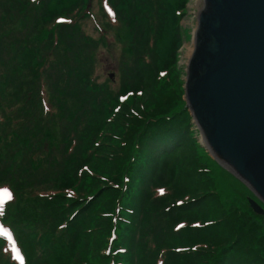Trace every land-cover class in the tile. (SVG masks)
I'll return each mask as SVG.
<instances>
[{
    "label": "trees",
    "instance_id": "16d2710c",
    "mask_svg": "<svg viewBox=\"0 0 264 264\" xmlns=\"http://www.w3.org/2000/svg\"><path fill=\"white\" fill-rule=\"evenodd\" d=\"M95 1L113 39L133 43L137 85L114 96L96 86L107 38L83 29L92 0H0V164L25 159L32 172L21 186L0 171V225L23 264H264V215L244 199L240 207L221 202L222 175L253 195L195 140L183 91L170 79L175 58L149 67L173 0ZM143 80L166 95L148 106ZM165 138L173 141L162 147L169 164L145 177L142 147ZM159 233L173 236L160 245ZM0 264H18L5 237Z\"/></svg>",
    "mask_w": 264,
    "mask_h": 264
},
{
    "label": "water",
    "instance_id": "95a60500",
    "mask_svg": "<svg viewBox=\"0 0 264 264\" xmlns=\"http://www.w3.org/2000/svg\"><path fill=\"white\" fill-rule=\"evenodd\" d=\"M184 102L206 152L264 206V0H202Z\"/></svg>",
    "mask_w": 264,
    "mask_h": 264
},
{
    "label": "rangeland",
    "instance_id": "374dc122",
    "mask_svg": "<svg viewBox=\"0 0 264 264\" xmlns=\"http://www.w3.org/2000/svg\"><path fill=\"white\" fill-rule=\"evenodd\" d=\"M181 4L182 3L180 2V0H173L170 4L166 5L165 9L167 10L168 13V18H167L168 27H167L166 38L162 43V45L160 46L161 53H159V55L155 54L157 48L155 49V53L153 50L149 51L150 52L149 67L159 68V69L164 68L165 67L164 64L169 62L170 58H171L170 60H172V57H174L175 59L173 64L175 70L171 71L170 79L172 80V82L173 79H175L174 80V84H176L175 87L177 86L179 90L182 89L183 95L181 97V100L184 101V83L186 78L187 64L193 51V32L196 26L195 22H196L197 13L199 12L202 6V0H186L185 3L182 4L183 6ZM180 6H182V10H183L182 13H180V15L178 16L176 13L174 15V11L178 9ZM98 7L99 5L95 0H92L91 3L86 4V8L89 10L90 16L83 21V29L87 35H90L92 38L95 39H98V37H100V35L95 31V29H98L101 32H105V36L107 38L106 41L107 45L106 48H100V51L98 53V64L96 63L95 65L94 73L96 77V86L108 87V89L111 91V95L114 96L116 93L118 95L119 91L124 92L123 89L134 88L137 85V81H136L137 74L134 73L133 71L134 69L130 64L131 61L133 63L132 60L133 43L131 38L129 37V46L125 48V44L123 43L124 42L123 40L113 39V36L114 35L116 36L115 30L110 28L111 25H109L108 22H104L103 17H105L106 14L101 16ZM2 23L3 21H1V25ZM152 26L156 27L155 24H152ZM140 29H142V27H140ZM119 31L120 32L118 33V35L121 34L122 36H125V32L122 30V28H120ZM154 35L155 33L152 31V33L149 34V37L151 36L153 37ZM174 39L178 40V45L175 48L172 45ZM172 52H173V56H171ZM111 74L113 75V77L110 79L109 75ZM151 81L152 80H150V82ZM142 85H144V87L146 88V93L144 92V95L146 99H149L148 106H151L153 103H155V101L158 100L159 95L161 94L166 95L163 89H156L154 87H150L151 83L145 80H143ZM106 91L108 92L107 89ZM148 92L152 93V96ZM154 95L156 96L155 100L152 99ZM142 96L143 94L140 95L139 97ZM23 105L24 103L22 104L20 103L18 105V108H21ZM190 124L192 125L190 131L191 130L194 131V129L196 130V135L194 136L195 140L197 141L198 145L202 147L206 152L203 146V142L201 141L202 138L199 131L197 130L196 126L193 124L192 121L190 122ZM172 142L173 141L170 138L169 139L165 138V140L162 143H153V142L145 143V145L141 149V153L139 154V157L141 156V158L142 157L147 158L148 162L146 163V169H148V171H151L146 173L145 177L149 176V174L151 176L153 173L159 172L157 171V168H163V165L169 164L170 161L169 156L162 151V147H164L165 145H171ZM46 146L42 149L43 151L46 150ZM156 148H159L158 151H162V152H158L157 154H155L154 152L157 150ZM63 149L57 151V153L61 155ZM47 150L50 151V156L48 160H51L52 158L51 162L52 164H54L53 163L54 157L52 156L56 154V151L50 149L49 147ZM206 153L209 155L208 152ZM209 157L211 158L210 155ZM141 158L138 159V163L141 161ZM211 159L213 160V158ZM214 162L216 163V161ZM49 164L50 163L47 164V167L49 166ZM28 166H30V164H27V161L25 159L23 160L21 159L16 163H14L11 160H8L7 164H0V171L4 172L7 178L11 177L12 179H16L20 181L19 184H21V186H26L25 180H29L30 179L29 174L32 173L29 171L28 175L25 174V171L29 170L26 169L28 168ZM11 167L13 168L12 170ZM4 170H6L7 173ZM140 170L142 169L140 168ZM9 173L12 174L10 175ZM33 173L41 174L40 168L35 169ZM216 185L220 193V197L222 199L221 202H223V204L226 207H230V205L233 204H235L237 207H240L241 206L240 203L243 202V199L245 201L246 200L248 201V199L255 201L254 197L248 194L243 188H241L237 183L233 182L232 179H230L229 177L225 178L222 175V177L218 181V184L216 181ZM2 196L6 197L5 194H2ZM21 205H22V211L25 212L23 203ZM157 229H161V228H156V230ZM3 232L7 237L10 238V233L8 232V230L4 229ZM169 236H173V234L172 235L169 234ZM169 236L162 235L161 233H159L157 235L159 244L161 245L162 240L168 239ZM18 261L21 263L20 259H18Z\"/></svg>",
    "mask_w": 264,
    "mask_h": 264
},
{
    "label": "snow or ice",
    "instance_id": "6c2138e0",
    "mask_svg": "<svg viewBox=\"0 0 264 264\" xmlns=\"http://www.w3.org/2000/svg\"><path fill=\"white\" fill-rule=\"evenodd\" d=\"M5 194H6V192H5Z\"/></svg>",
    "mask_w": 264,
    "mask_h": 264
}]
</instances>
